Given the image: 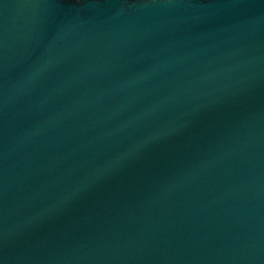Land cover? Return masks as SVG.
I'll use <instances>...</instances> for the list:
<instances>
[{"label":"water","instance_id":"95a60500","mask_svg":"<svg viewBox=\"0 0 264 264\" xmlns=\"http://www.w3.org/2000/svg\"><path fill=\"white\" fill-rule=\"evenodd\" d=\"M0 264H264V0H0Z\"/></svg>","mask_w":264,"mask_h":264}]
</instances>
